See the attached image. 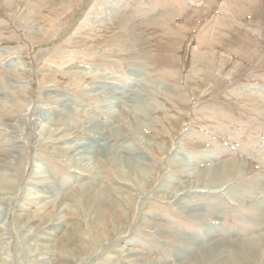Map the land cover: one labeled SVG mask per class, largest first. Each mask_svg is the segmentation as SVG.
Instances as JSON below:
<instances>
[{
	"label": "rangeland",
	"instance_id": "rangeland-1",
	"mask_svg": "<svg viewBox=\"0 0 264 264\" xmlns=\"http://www.w3.org/2000/svg\"><path fill=\"white\" fill-rule=\"evenodd\" d=\"M35 3L0 0L1 262L264 264V0Z\"/></svg>",
	"mask_w": 264,
	"mask_h": 264
},
{
	"label": "bare ground",
	"instance_id": "bare-ground-1",
	"mask_svg": "<svg viewBox=\"0 0 264 264\" xmlns=\"http://www.w3.org/2000/svg\"><path fill=\"white\" fill-rule=\"evenodd\" d=\"M36 3H37V0H36ZM98 87H99V89H103L104 85H102V86L99 85ZM108 112H114V111L111 109ZM46 116H47L46 113H42V115H41V117L43 119ZM40 130L41 131H45V129H40ZM48 130H50V129H48ZM61 138H63V137H61ZM61 138H56L54 141L55 142H61L63 140L71 141V140H69V136L68 137H65L63 140ZM115 149L117 151L115 153V156L111 160L110 159H109V161L108 160H106V161H101L100 160L101 166L103 167V169H104V171H105L106 174L107 173L117 174L118 176L120 175L119 178L126 179V177H132V176H135L136 177V173H135L136 170H135V168L134 169L132 168L131 163L135 162L139 169L142 166L143 167H146L145 166L146 164L144 163L145 158L143 156H141L140 154H138V153L135 155L136 148H131L129 146H121L120 149H117V147ZM57 150L63 151V152H70V153H72L73 156L77 157V160H79L81 163H82V161L84 162V161H88V160L94 159L95 154H96V147L93 144H87V143H81L78 146L75 145L73 147L70 146L69 144H67V145H65V147H59V148H57ZM123 150L128 151L130 153V155L132 153L131 157L126 158L124 156H119L117 154L118 151L119 152H122ZM120 155H121V153H120ZM109 158H111V157H109ZM140 170L142 172L144 171L142 169H140ZM121 171H123V172H121ZM216 172L217 171H214L213 174L216 175ZM142 177H144L143 174H142ZM142 181H144V179ZM208 187H209V188H207L208 190H218L220 188L218 185H214V184L213 185H208ZM3 213H4L3 212V208L1 207V204H0V223H1V225L3 224V221H4ZM103 214L105 215V213H103ZM104 215H103V217H104ZM106 215H107V217L108 216L109 217H114L113 214H112V212L110 213L108 210L106 211ZM98 217H100V215ZM60 224H62V222H59L58 224H56L57 226L55 227V229L53 228L52 231H50L51 229L49 231L47 230L46 233H48L51 237L52 236L55 237V233H56L55 231L60 228ZM91 232H92V230H91ZM48 256L49 255L47 253H44L42 255L40 254V255L34 256L31 259V261H29V262L35 263V264H56L55 262L53 263V261L51 260V258L48 257ZM1 261L3 262V260H0V264H3Z\"/></svg>",
	"mask_w": 264,
	"mask_h": 264
}]
</instances>
